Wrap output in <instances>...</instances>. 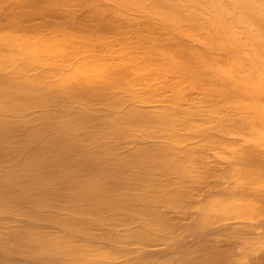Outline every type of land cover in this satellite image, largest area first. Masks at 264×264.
I'll list each match as a JSON object with an SVG mask.
<instances>
[{
    "label": "bare ground",
    "instance_id": "6f19581e",
    "mask_svg": "<svg viewBox=\"0 0 264 264\" xmlns=\"http://www.w3.org/2000/svg\"><path fill=\"white\" fill-rule=\"evenodd\" d=\"M0 264H264V0H0Z\"/></svg>",
    "mask_w": 264,
    "mask_h": 264
}]
</instances>
